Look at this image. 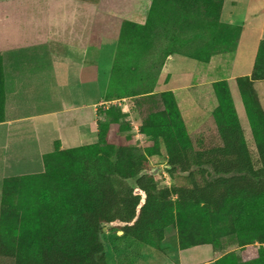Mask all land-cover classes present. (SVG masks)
Listing matches in <instances>:
<instances>
[{"label": "crops", "instance_id": "crops-1", "mask_svg": "<svg viewBox=\"0 0 264 264\" xmlns=\"http://www.w3.org/2000/svg\"><path fill=\"white\" fill-rule=\"evenodd\" d=\"M142 1L135 0L133 23L120 18L115 31L97 0H0L1 198L5 180L42 174L45 156L99 143L112 52L130 43L113 37L124 27L137 36L136 50L155 60L161 53L156 93L172 97L187 132L209 130L228 100L252 133L246 100L264 113V0H222L211 22L167 0H152L145 13ZM203 246L212 255L199 259ZM203 246L147 263L218 264L223 256Z\"/></svg>", "mask_w": 264, "mask_h": 264}, {"label": "trees", "instance_id": "trees-1", "mask_svg": "<svg viewBox=\"0 0 264 264\" xmlns=\"http://www.w3.org/2000/svg\"><path fill=\"white\" fill-rule=\"evenodd\" d=\"M205 1L208 4L213 2ZM258 75L264 77L263 56L258 65ZM166 99L173 104V112L171 108H167L169 115L163 128L169 133L168 139L187 140L189 135L177 106L171 96ZM246 105L252 133L258 141L256 143L260 151L261 168L256 170L251 160L240 154L238 146L244 144V133L234 108L227 100L223 108L218 109L214 122L209 125L210 129L207 131L204 126L202 130H198L199 133L211 132L214 139L217 134L223 147L215 149L216 152L234 154L233 157L209 159L208 163L216 174L231 177L218 180L206 192L177 187L172 190H159L152 178L140 176L145 170L144 167H135L129 162L122 166L120 161L99 158L93 150L98 148L101 141L103 124L99 128L98 144L57 151L45 156V171L42 174L5 180L0 210V257L11 258L13 264H106L104 256L98 257L104 252L100 242L104 225H122L118 230L124 237L133 238L154 248L156 239L152 235L161 233V238L164 230L174 223L175 215L181 225L194 207L205 216L206 211L212 209L218 220L223 219L227 210L230 212V220H234L236 225L239 221H246L247 204H252L250 208H256L252 217L257 221L254 241L260 243V246L256 251L249 247L244 250L240 248L238 252L224 256L218 264H264V145L256 136L259 127L264 132V113L251 97L246 100ZM2 119L0 113V120ZM157 127L153 130L160 129ZM143 133L151 137L153 135L146 129ZM173 144L174 142H169L168 146ZM231 146L236 149L233 150ZM67 156L73 162L69 168L50 170L51 161L54 162L56 157L68 158ZM75 164L82 167L83 172L79 175L72 168ZM171 164L174 167L181 166L183 172L189 170L182 160L174 159ZM42 175L46 180L43 188L48 190H44L41 196L36 192L34 195L32 186H40L37 181L33 184L30 180ZM135 178L136 186L146 195L145 203L141 206L140 196L123 181ZM172 195L179 197L176 203L170 200ZM37 196H40L41 202L38 200V204H31V197ZM34 207L37 217L33 221L23 219L18 225L5 223L11 214L32 215L31 209ZM239 226H243V223L240 222ZM180 228L181 241L184 244L182 250L203 245L213 246L207 240H197L203 239V236L186 238L182 226Z\"/></svg>", "mask_w": 264, "mask_h": 264}, {"label": "rangeland", "instance_id": "rangeland-1", "mask_svg": "<svg viewBox=\"0 0 264 264\" xmlns=\"http://www.w3.org/2000/svg\"><path fill=\"white\" fill-rule=\"evenodd\" d=\"M105 1L97 0V7L101 10L105 6L104 9L110 12L112 22L116 27L115 31H119L120 18L123 19L124 24L126 23V27L133 23V13L136 11L135 7L138 6L135 0H107V3ZM167 1H172L177 8L183 6L186 10L191 8L195 13H204L209 22L212 21V17L214 19L217 17L221 2V0H213L211 4H208L205 0ZM140 4L143 7L142 11L146 13L151 9L152 0H143ZM126 27L121 29L122 33L113 35L117 42H121V38L122 40L127 39L130 43L125 47L119 46L116 51L112 52L114 58L109 69L110 81L104 90V99L106 100L100 106L99 111L100 125L103 124V131L101 130V141L98 148L94 149L93 153H96L99 158H107L105 160L108 161H120L122 166H126V163L129 162L135 167H144L145 170L141 172L140 176L152 178L159 190H172L177 187L188 190L197 189L199 192L209 191L218 180L231 177L216 174L208 163L209 159L233 157L234 154L216 152L215 149L221 148L223 145L218 141L217 134L214 139L211 132L199 133L200 130H197L193 133L187 132L189 135L187 140L172 139L173 141H171L168 139L169 133L163 128L166 126V117L169 115L167 108H171L173 112V104L171 100L166 99L169 98L168 94L159 95L156 93L158 78L162 70V64H159L161 53L155 60L154 57L151 58L149 50H136L134 39L137 36H134L133 33L124 34L128 30L125 29ZM262 118L264 119V116ZM136 124H140V126L137 128ZM155 127L160 128L161 131L153 130ZM145 129L148 133L150 131L153 134L152 137L143 133ZM261 130V127L257 129L256 136L264 145V132L262 131V133ZM243 133L245 145L238 146L240 154L244 158H249L256 170H259L261 165L259 164L258 141L253 133L246 135L244 130ZM169 142H174V144L168 146ZM231 148L236 149L235 146H231ZM174 159L182 160L189 170L183 172L181 166L174 167L171 164ZM72 163L69 157H56L54 162L51 161L50 170H65ZM72 168L78 175L83 172L82 167L76 164L72 165ZM30 181L33 184L37 181L40 186H32L34 195L36 192L41 196L44 194V190H48L43 188L46 182L44 175ZM123 181L124 184L134 189L135 194L140 196L141 200L143 199L140 206L143 205L146 195L136 186V178ZM47 184L50 185V183ZM40 196L31 197L30 203L38 204ZM178 198V196L172 195L170 200L176 203ZM251 206L252 204H247L246 221H239L236 225L234 220H230V212L227 210L223 219L218 220L212 209H208L205 216L201 210L194 207L181 225L179 218L175 215L174 223L164 230L161 238V233L152 235V238L156 239L153 248L155 251L133 238L124 237V234L118 230V227L122 225H104L100 235L104 252L98 257L104 256L106 264H148L147 262L153 259V255L161 259L167 255V252L182 248L184 244L181 241V226L184 235H187L186 238L203 236V239L198 238L197 240L212 242L217 253L223 257L232 252H238L240 248L244 250L249 247L256 251L260 243L254 241L257 235L255 229L257 221L252 216L256 208H250ZM31 211L32 215L20 213L14 216L11 214L5 223L18 225L23 219L33 221L37 217V212L35 207ZM240 222L243 223V226H239ZM8 229L9 227L5 228V230ZM2 231H4V227ZM201 252L202 255L199 259H206L212 255L211 247L203 246ZM0 264H13V260L0 257ZM158 264H171V261L164 259L162 263Z\"/></svg>", "mask_w": 264, "mask_h": 264}, {"label": "built area", "instance_id": "built-area-1", "mask_svg": "<svg viewBox=\"0 0 264 264\" xmlns=\"http://www.w3.org/2000/svg\"><path fill=\"white\" fill-rule=\"evenodd\" d=\"M141 195H142V193H141ZM142 201H143V199L141 200V203H142Z\"/></svg>", "mask_w": 264, "mask_h": 264}]
</instances>
